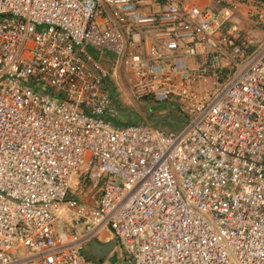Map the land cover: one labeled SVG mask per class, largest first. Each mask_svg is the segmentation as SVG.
Returning <instances> with one entry per match:
<instances>
[{
	"label": "built area",
	"instance_id": "1",
	"mask_svg": "<svg viewBox=\"0 0 264 264\" xmlns=\"http://www.w3.org/2000/svg\"><path fill=\"white\" fill-rule=\"evenodd\" d=\"M249 23L264 0H0V264H100L103 231L129 264H264ZM121 75L179 130L117 124Z\"/></svg>",
	"mask_w": 264,
	"mask_h": 264
},
{
	"label": "rangeland",
	"instance_id": "2",
	"mask_svg": "<svg viewBox=\"0 0 264 264\" xmlns=\"http://www.w3.org/2000/svg\"><path fill=\"white\" fill-rule=\"evenodd\" d=\"M205 2L209 3V0H205ZM249 25V31L251 33H255L257 35L256 38H260V36L261 38H264V27L260 25L252 27L250 23ZM259 31H261V35L259 34ZM87 52H89L92 57L97 59L101 67L106 70H109V65L107 64V61L103 58H99L97 54L92 50V48L88 47ZM107 87L110 90H113V84L109 80L107 81ZM130 90L131 89L129 77L121 75L116 81V91L117 95H119L120 97V105L122 106L121 107L118 104L117 107L121 110L123 115L128 117H135L137 119L136 123L142 120H146L152 123L154 127L162 126L165 130H179L182 125L183 119L176 112L173 113V105L171 103L164 102L159 104H149L145 100H136L132 98ZM151 106L153 108L152 110L149 109ZM124 107L127 110H124ZM116 123L119 125H125L119 122ZM112 253L113 252L109 253L108 256L104 258L102 262H99L98 258H94L90 255L89 249L87 250V252L85 251V255L87 256V258L90 257L89 259H92L93 261H96L100 264H129L125 259L121 258L119 254H116L114 258L110 257Z\"/></svg>",
	"mask_w": 264,
	"mask_h": 264
},
{
	"label": "water",
	"instance_id": "3",
	"mask_svg": "<svg viewBox=\"0 0 264 264\" xmlns=\"http://www.w3.org/2000/svg\"><path fill=\"white\" fill-rule=\"evenodd\" d=\"M88 246L90 255L94 258H98L99 262H102L109 253L114 251L115 242L111 241L106 244H100L96 240H92Z\"/></svg>",
	"mask_w": 264,
	"mask_h": 264
},
{
	"label": "crops",
	"instance_id": "4",
	"mask_svg": "<svg viewBox=\"0 0 264 264\" xmlns=\"http://www.w3.org/2000/svg\"><path fill=\"white\" fill-rule=\"evenodd\" d=\"M116 101V100H115ZM119 105H120V103H118ZM121 106V105H120ZM122 107V106H121ZM124 110H127L125 107L123 108ZM118 111H119V113L121 114V116H123V114H122V112H121V110L118 108ZM125 116V115H124ZM122 119V118H121ZM121 119H120V121H121ZM111 241H114V239H113V237L111 236V234L108 232V231H103L102 233H101V237H100V239H97V242L98 243H100V244H106V243H109V242H111ZM115 242V241H114ZM115 245L117 246V244H116V242H115ZM116 246H115V250H117V248H116ZM89 249V246H87L86 247V252H87V250ZM116 254H118V251H114L113 253H112V255L110 256V257H112V258H114L115 256H116ZM90 258V257H89ZM90 260H92V259H90Z\"/></svg>",
	"mask_w": 264,
	"mask_h": 264
},
{
	"label": "trees",
	"instance_id": "5",
	"mask_svg": "<svg viewBox=\"0 0 264 264\" xmlns=\"http://www.w3.org/2000/svg\"><path fill=\"white\" fill-rule=\"evenodd\" d=\"M146 102L149 103L150 101H146ZM116 103L118 104V101H116ZM149 104H154V103L151 102ZM149 109L152 110L153 109L152 106ZM136 120L137 119L135 117H132V116L128 117V116H124L123 115L121 121H118V122L121 123V124L127 125V124H130V123H136Z\"/></svg>",
	"mask_w": 264,
	"mask_h": 264
}]
</instances>
